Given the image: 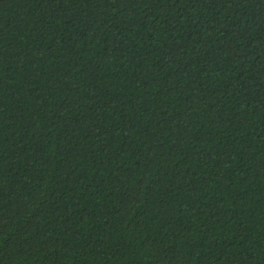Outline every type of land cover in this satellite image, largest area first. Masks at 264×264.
Returning a JSON list of instances; mask_svg holds the SVG:
<instances>
[{"label": "trees", "instance_id": "trees-1", "mask_svg": "<svg viewBox=\"0 0 264 264\" xmlns=\"http://www.w3.org/2000/svg\"><path fill=\"white\" fill-rule=\"evenodd\" d=\"M0 264H264V0H0Z\"/></svg>", "mask_w": 264, "mask_h": 264}]
</instances>
